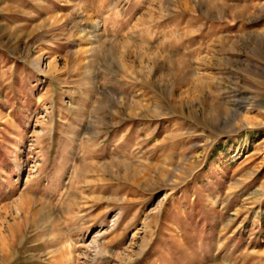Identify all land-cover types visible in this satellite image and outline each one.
Segmentation results:
<instances>
[{"label": "rangeland", "instance_id": "1", "mask_svg": "<svg viewBox=\"0 0 264 264\" xmlns=\"http://www.w3.org/2000/svg\"><path fill=\"white\" fill-rule=\"evenodd\" d=\"M0 264H264V0H0Z\"/></svg>", "mask_w": 264, "mask_h": 264}, {"label": "bare ground", "instance_id": "2", "mask_svg": "<svg viewBox=\"0 0 264 264\" xmlns=\"http://www.w3.org/2000/svg\"><path fill=\"white\" fill-rule=\"evenodd\" d=\"M96 29V28H95Z\"/></svg>", "mask_w": 264, "mask_h": 264}]
</instances>
